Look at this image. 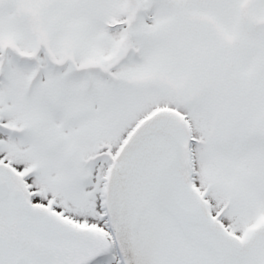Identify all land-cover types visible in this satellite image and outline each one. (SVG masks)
<instances>
[{
	"label": "snow or ice",
	"instance_id": "obj_1",
	"mask_svg": "<svg viewBox=\"0 0 264 264\" xmlns=\"http://www.w3.org/2000/svg\"><path fill=\"white\" fill-rule=\"evenodd\" d=\"M0 264H264V0H0Z\"/></svg>",
	"mask_w": 264,
	"mask_h": 264
}]
</instances>
